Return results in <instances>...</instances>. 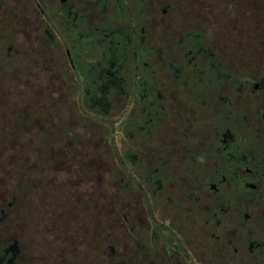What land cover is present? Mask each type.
Returning <instances> with one entry per match:
<instances>
[{"label":"flooded vegetation","instance_id":"1","mask_svg":"<svg viewBox=\"0 0 264 264\" xmlns=\"http://www.w3.org/2000/svg\"><path fill=\"white\" fill-rule=\"evenodd\" d=\"M0 264H264V0H0Z\"/></svg>","mask_w":264,"mask_h":264},{"label":"rangeland","instance_id":"2","mask_svg":"<svg viewBox=\"0 0 264 264\" xmlns=\"http://www.w3.org/2000/svg\"><path fill=\"white\" fill-rule=\"evenodd\" d=\"M96 153H100V149H99L98 147H96ZM64 170H65V171L62 172V175H59V176H60L59 179L61 180V185H63V184H64V181H65L66 179H68V177L66 176V174L69 175V172H70L71 168H70V167H65ZM79 179H80V178H79ZM74 182H76L77 184H79V183L77 182V179H75ZM97 183H98V182H97ZM98 184H99V183H98Z\"/></svg>","mask_w":264,"mask_h":264}]
</instances>
